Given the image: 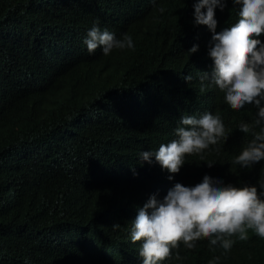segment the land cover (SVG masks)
<instances>
[{"label": "trees", "instance_id": "1", "mask_svg": "<svg viewBox=\"0 0 264 264\" xmlns=\"http://www.w3.org/2000/svg\"><path fill=\"white\" fill-rule=\"evenodd\" d=\"M194 2L0 0V264H142L131 222L150 196L163 200L176 183L195 186L205 175L237 187L264 182V161L233 163L253 139L238 125L257 109L231 110L215 86L200 91L212 34L194 26ZM238 7L229 0L215 9L217 32L238 21ZM96 20L117 38L131 35L135 50L89 54L84 40ZM202 108L221 116L226 143L203 160L186 157L171 181L154 157L141 162L142 151L176 139L179 113ZM214 256L264 264V239L250 232L226 254L207 241L181 245L164 264Z\"/></svg>", "mask_w": 264, "mask_h": 264}, {"label": "clouds", "instance_id": "2", "mask_svg": "<svg viewBox=\"0 0 264 264\" xmlns=\"http://www.w3.org/2000/svg\"><path fill=\"white\" fill-rule=\"evenodd\" d=\"M156 4L157 0H150ZM238 7V21L217 32L215 9L221 12L229 0H195L194 26H206L211 35L208 56L213 62L211 73L200 72V91L205 92L215 86L224 94L227 106L236 112L246 106L257 109L251 123L241 121L238 130L251 134L253 139L233 161L241 168H251L264 161V0H230ZM160 13L164 7H158ZM99 20L87 32L84 44L89 54L100 49L104 56L113 50H135L131 35L125 33L120 38L107 28L101 29ZM193 45L188 54L198 51ZM193 77H184L186 84ZM196 115L179 113L178 124L172 126L176 139L161 143L157 151H142L141 162L151 163L152 158L169 175L171 181L185 164L188 156H199L212 146L226 143V130L221 116L205 112ZM258 129V131H257ZM219 152L220 148L216 147ZM209 168L213 165L208 164ZM120 224L112 225L113 230ZM264 239V182L259 187L243 184L225 185L219 179L205 175L195 186L176 183L163 200L154 194L143 207L139 208L135 220L131 222L132 244L139 242V256L142 264H164L173 258V250L181 245L187 250L197 247L198 241H207L212 252L221 249L228 253L237 241H247L249 233ZM175 259L181 257L177 253ZM219 256H214L209 264H218Z\"/></svg>", "mask_w": 264, "mask_h": 264}]
</instances>
